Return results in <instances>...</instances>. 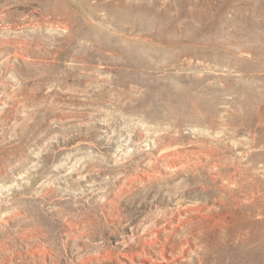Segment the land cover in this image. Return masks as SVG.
Instances as JSON below:
<instances>
[{
	"label": "rangeland",
	"instance_id": "1",
	"mask_svg": "<svg viewBox=\"0 0 264 264\" xmlns=\"http://www.w3.org/2000/svg\"><path fill=\"white\" fill-rule=\"evenodd\" d=\"M174 199L183 264H264V0H0V264L129 263Z\"/></svg>",
	"mask_w": 264,
	"mask_h": 264
},
{
	"label": "bare ground",
	"instance_id": "2",
	"mask_svg": "<svg viewBox=\"0 0 264 264\" xmlns=\"http://www.w3.org/2000/svg\"><path fill=\"white\" fill-rule=\"evenodd\" d=\"M244 183L245 181L242 182L241 186L245 185ZM255 188L258 189V187ZM175 202L172 205L161 206L159 215L150 218L148 223L144 224V230H146L149 237L139 241L135 245L137 249H134L136 250H133L132 246H128L125 251H121L119 253L120 257L129 260V263L125 261H122V263L183 264L184 261L192 259V256L204 247L199 233L192 232V222L196 212L210 208V206L207 204L200 206L198 203L184 204L181 201ZM218 205L219 203L216 200L212 201V206ZM161 222H163V226L161 224L160 227Z\"/></svg>",
	"mask_w": 264,
	"mask_h": 264
}]
</instances>
